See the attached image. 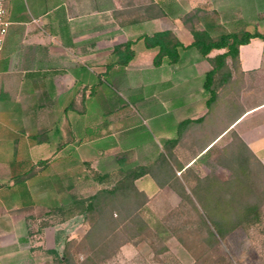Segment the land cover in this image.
I'll return each instance as SVG.
<instances>
[{"label": "crops", "instance_id": "0c3cea01", "mask_svg": "<svg viewBox=\"0 0 264 264\" xmlns=\"http://www.w3.org/2000/svg\"><path fill=\"white\" fill-rule=\"evenodd\" d=\"M201 4L8 3L12 25L0 53V264H48L67 241L79 239L57 241L78 230L70 227L84 216L63 219L54 210L78 195L82 160L91 163L86 164L94 169V183L103 184L97 176L140 165L156 170L166 155L169 183L161 187L154 175L145 174L135 184L149 201L163 194L173 207L182 199L173 182L189 191L197 178L228 180L225 161L235 153L231 147L239 148L236 139L264 164V40L241 45L238 66L229 65L230 74L215 80L214 93L208 91L205 75L212 65L192 46L183 22L185 14L204 9ZM207 25L214 34L219 21L198 19L197 28ZM244 29L264 34V26ZM159 31H171L181 42L179 62L154 64L159 48L148 47L145 38ZM127 41L134 58L123 66L115 48ZM224 51L214 49L209 56ZM55 106L56 114H50ZM97 157L111 168L96 167ZM65 191L68 198L61 196ZM46 217L57 219L42 220Z\"/></svg>", "mask_w": 264, "mask_h": 264}, {"label": "trees", "instance_id": "16d2710c", "mask_svg": "<svg viewBox=\"0 0 264 264\" xmlns=\"http://www.w3.org/2000/svg\"><path fill=\"white\" fill-rule=\"evenodd\" d=\"M201 11L197 8L185 14L183 22L193 35L192 46L212 65L205 75V88L214 93L215 80L225 79L230 74L229 59L232 66H238L240 46L255 37L264 40V34L259 31L249 32L244 28L217 32L219 27L213 34L210 25L199 29L197 21ZM145 39L148 47L159 48L154 59L155 65L179 62V48L182 44L171 31H159ZM214 49L225 51L210 57ZM115 51L117 63L123 66L134 58L131 41L117 46ZM236 142H239V148L231 147L235 153L225 161L231 171L227 181H221L215 176L197 178L196 184L189 191L181 184H170L182 198L178 210H191L195 216L193 224L196 229L213 246L219 244L236 227L260 221L263 211L264 164L253 152H244L247 147L241 140L236 139ZM156 165V170L151 165L128 169L122 167L114 173L115 180L112 183H109L111 173L97 176L98 181H108V185L88 196L72 194L68 204L56 208L55 213L63 219L83 215L90 228L81 240L67 241L62 254H57L50 264H103L126 243L136 244L145 235L152 234L151 227L139 212L149 197L138 189L135 180L145 174H152L161 187L169 183L170 164L167 156L161 155ZM80 254L85 255L82 260L78 257Z\"/></svg>", "mask_w": 264, "mask_h": 264}, {"label": "rangeland", "instance_id": "374dc122", "mask_svg": "<svg viewBox=\"0 0 264 264\" xmlns=\"http://www.w3.org/2000/svg\"><path fill=\"white\" fill-rule=\"evenodd\" d=\"M199 2L204 7L199 13V18L206 21H219L217 32H232L244 27L264 26V0H199ZM229 64L231 65L230 59ZM56 109L57 106L50 114H56ZM82 153L88 156L89 145L82 146ZM98 158L96 167L101 164V166L104 165L103 167L107 165L108 169L111 168V162H108L106 158L97 157L96 159ZM86 163L91 164L86 160L80 162L78 166L80 179L74 187L75 192L80 196L91 195L98 188L108 185V181L95 184L90 177L94 169ZM74 167L76 168L77 165L75 164ZM200 171L206 172L208 168ZM229 172L231 173L230 170ZM113 175L112 172L109 183L115 180ZM230 176L231 174L228 177ZM68 195L66 191L61 194L65 198H68ZM164 196L167 197L163 194L156 196L139 211L151 227L152 234L145 235L136 244L126 243L127 247L120 249L103 264H264V203L260 221L254 224L251 221L236 227L219 244L213 246L206 241L205 235L196 229L193 224L195 216L191 210L188 208L178 210V206L173 207L168 200L162 199ZM250 198L252 199V196ZM47 217L42 220L49 222V220L57 219V217L48 219ZM77 227L78 230H72L69 234H60L57 239L59 244L65 243L71 236L79 237L77 240H81L89 224L80 217L70 228ZM78 257L82 260L85 255L80 254ZM50 263L49 261L48 264Z\"/></svg>", "mask_w": 264, "mask_h": 264}, {"label": "built area", "instance_id": "2783aa9c", "mask_svg": "<svg viewBox=\"0 0 264 264\" xmlns=\"http://www.w3.org/2000/svg\"><path fill=\"white\" fill-rule=\"evenodd\" d=\"M11 0H0V53L3 51L6 36L12 25V21L8 17V3Z\"/></svg>", "mask_w": 264, "mask_h": 264}]
</instances>
